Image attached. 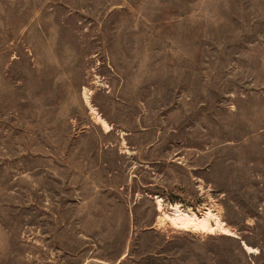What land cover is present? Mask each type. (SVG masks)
<instances>
[{"label": "rangeland", "instance_id": "obj_1", "mask_svg": "<svg viewBox=\"0 0 264 264\" xmlns=\"http://www.w3.org/2000/svg\"><path fill=\"white\" fill-rule=\"evenodd\" d=\"M0 264H264V0H0Z\"/></svg>", "mask_w": 264, "mask_h": 264}, {"label": "bare ground", "instance_id": "obj_2", "mask_svg": "<svg viewBox=\"0 0 264 264\" xmlns=\"http://www.w3.org/2000/svg\"><path fill=\"white\" fill-rule=\"evenodd\" d=\"M168 217L173 224L179 225V226L186 228V229H188L190 227H194L195 229L199 228V229L206 231V230L211 228L209 220L206 217L200 218L195 213L190 214L188 212L183 211L180 208L177 209V211L175 212V214L173 216L168 215ZM216 223L219 227H222L223 230L228 231V228L224 227L225 223L223 221H221L219 217L217 218ZM246 247H247L246 249L251 250V247H249V246H246Z\"/></svg>", "mask_w": 264, "mask_h": 264}, {"label": "water", "instance_id": "obj_3", "mask_svg": "<svg viewBox=\"0 0 264 264\" xmlns=\"http://www.w3.org/2000/svg\"><path fill=\"white\" fill-rule=\"evenodd\" d=\"M245 249H246V245H245Z\"/></svg>", "mask_w": 264, "mask_h": 264}]
</instances>
